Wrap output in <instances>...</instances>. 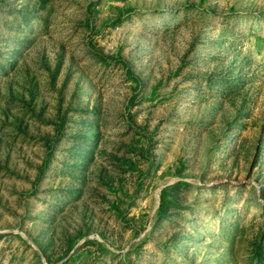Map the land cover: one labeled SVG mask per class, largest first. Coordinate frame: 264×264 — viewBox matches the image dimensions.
Here are the masks:
<instances>
[{"label":"rangeland","instance_id":"rangeland-1","mask_svg":"<svg viewBox=\"0 0 264 264\" xmlns=\"http://www.w3.org/2000/svg\"><path fill=\"white\" fill-rule=\"evenodd\" d=\"M0 264H264V0H0Z\"/></svg>","mask_w":264,"mask_h":264}]
</instances>
